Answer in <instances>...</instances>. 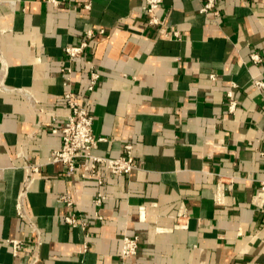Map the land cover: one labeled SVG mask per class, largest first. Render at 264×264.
Returning <instances> with one entry per match:
<instances>
[{"label": "crops", "instance_id": "crops-1", "mask_svg": "<svg viewBox=\"0 0 264 264\" xmlns=\"http://www.w3.org/2000/svg\"><path fill=\"white\" fill-rule=\"evenodd\" d=\"M204 2L163 0L154 26L144 0L0 1V80L15 89L0 91V264H264V90L252 85L264 82V0H214L215 13L200 12ZM89 28L104 32L68 59ZM88 58L100 79L85 95ZM68 69L106 139L93 152L118 157L131 144L128 174L102 169L97 184L47 162L61 144ZM25 160L42 164L25 197L42 244L13 256L9 239L33 244L16 215ZM69 212L85 229L64 221ZM124 234L139 245L121 260Z\"/></svg>", "mask_w": 264, "mask_h": 264}, {"label": "built area", "instance_id": "built-area-1", "mask_svg": "<svg viewBox=\"0 0 264 264\" xmlns=\"http://www.w3.org/2000/svg\"><path fill=\"white\" fill-rule=\"evenodd\" d=\"M1 2H8L14 5L16 0H0ZM53 6H60L62 0H45ZM163 0H144V12L147 15V23L149 25L159 26L161 20L155 15V11L161 7ZM214 0H205L200 12L206 13L214 10ZM104 30L100 29H86L84 32L85 39L77 45L66 46L64 51L68 59H74L82 56L87 48L90 39L102 34ZM170 38H178L179 34L176 30L167 33ZM1 56V55H0ZM252 60L257 61L256 54L251 55ZM1 59V58H0ZM2 61V60H0ZM87 63V84L85 86V95L94 90L97 82L100 79V69L90 59H86ZM71 70H66L64 76V84L68 87L63 93V100L67 107V113L58 132L61 137L60 146L51 152L48 158V163H59L63 166L65 171L73 176H77L82 180H92L97 184L103 182L102 169H105L109 174L118 176L125 175L137 167L133 156V146L129 143L124 144V153L118 157H110L98 155L93 152L100 142L106 140L102 136L95 135L93 131V116L89 111L90 102L86 97H79L75 90L71 87ZM209 78L216 79L215 73H210ZM252 85L259 90H264V82L260 79H252ZM15 89L7 87L3 81L0 80V91H13ZM23 95L31 108L37 115H41L42 109L38 106L37 100L28 92L23 91ZM226 97L228 99L227 110L233 112L236 108V100L232 96L231 91H227ZM42 164L33 163L25 160L21 166L24 171V177L21 187L16 197V215L26 221L33 244L20 239H9L8 242L12 249L13 256H18L22 250L32 247L36 250L42 244L41 230L34 221V219L27 213L25 208V197L30 191L31 185L36 175L41 171ZM261 192H264V184L261 186ZM105 196L97 195L94 198L96 206H101ZM60 199L67 205L71 206L72 201L67 195H61ZM186 214L180 210L177 219L176 227L184 226V217ZM64 221L70 226L86 227V222L81 219L79 215L74 212H69L63 215ZM32 243V242H31ZM138 237L122 235L119 258L121 260L130 258L137 253ZM38 254L34 253L33 261H36Z\"/></svg>", "mask_w": 264, "mask_h": 264}]
</instances>
